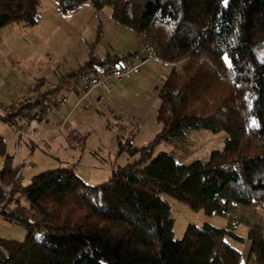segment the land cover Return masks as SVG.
I'll list each match as a JSON object with an SVG mask.
<instances>
[{"label":"trees","instance_id":"16d2710c","mask_svg":"<svg viewBox=\"0 0 264 264\" xmlns=\"http://www.w3.org/2000/svg\"><path fill=\"white\" fill-rule=\"evenodd\" d=\"M68 13L90 3L143 36L162 62L173 65L158 90L160 131L148 145L128 143L135 163L118 167L99 185L85 184L71 168L44 171L12 191L0 217L23 227L24 242L0 240V264H241L225 228L189 225L173 237L167 194L206 215L221 201L257 204L264 216V0H54ZM39 0H0V28L34 27ZM137 53L92 59L62 76L41 100H22L0 119L28 123L44 113L42 101L63 89L78 90L79 76L122 66ZM191 130L224 132L221 150L207 161L178 163L159 155L143 165L160 142ZM122 147V144H120ZM0 203L14 180L13 156L0 135ZM246 264H264V240L250 242Z\"/></svg>","mask_w":264,"mask_h":264},{"label":"rangeland","instance_id":"374dc122","mask_svg":"<svg viewBox=\"0 0 264 264\" xmlns=\"http://www.w3.org/2000/svg\"><path fill=\"white\" fill-rule=\"evenodd\" d=\"M38 12L39 21L34 27L9 24L0 28V115L5 113L3 108L20 100H41L62 76L93 58L123 55L120 51L127 42L121 40V30L132 36L137 34L113 21L109 8L96 11L90 3L63 13L54 0H39ZM129 44L134 48L133 43ZM256 55L264 57V47ZM106 84L110 83L103 85ZM140 95L127 101L114 96L111 101H104L105 104L89 107L84 103L80 114L64 115L52 104L47 116L49 123L39 122L33 138H20L19 147L16 129L22 128L25 121L16 118V123L11 125L0 119V135L6 142L7 153L14 157L15 167L24 162L29 164L21 172L22 185H29L34 176L44 171L60 168L73 169L87 185H99L118 167L138 161L139 154H130L128 143L132 147H144L160 131L156 120L158 91L149 88ZM57 96H66L71 102L73 91L62 90ZM226 138L224 132L191 130L179 141L156 144L143 165L163 154L180 164L207 161L212 151L223 148ZM2 166L0 157V170ZM161 198L170 206L174 239H181L189 225L209 224L228 229L243 238L242 242L226 239L239 251L241 264L247 262L250 242L264 240V216L257 204L247 207L221 201L218 211L206 215L170 195L162 194ZM26 237L23 227L0 217V240L22 243Z\"/></svg>","mask_w":264,"mask_h":264},{"label":"built area","instance_id":"2783aa9c","mask_svg":"<svg viewBox=\"0 0 264 264\" xmlns=\"http://www.w3.org/2000/svg\"><path fill=\"white\" fill-rule=\"evenodd\" d=\"M143 46L144 47L142 53L138 54L136 57L132 59L125 60L122 66L110 68L104 71L99 76L90 73H82L78 79L79 85L76 94V101L70 113L71 114L74 112L81 113L83 111L81 105L84 104L90 92L99 88L104 83L121 80L124 77L128 76L130 73L139 72L146 64V62L149 60H159L154 55L151 46L147 42H144ZM57 94L51 95L48 98H44V100L42 101V107L44 109V113H37L36 111L33 112L32 113L33 118L28 123L24 124L22 128L16 129L17 140L20 138H26L28 140H31L36 131V127L39 125V122L43 120L45 121L47 120V116L50 112V108L52 107V104L58 106L59 103L66 102V99L64 97L59 98ZM23 100H29L33 102L35 98H26ZM3 110L5 111L6 109L3 108ZM10 124L12 125V123ZM28 165L29 164L26 162H24L19 167H15L14 164H12V169L16 170V175L14 180L2 193L3 201L0 203V210L6 204L12 191H20L23 188L22 181L20 180L21 172Z\"/></svg>","mask_w":264,"mask_h":264},{"label":"crops","instance_id":"0c3cea01","mask_svg":"<svg viewBox=\"0 0 264 264\" xmlns=\"http://www.w3.org/2000/svg\"><path fill=\"white\" fill-rule=\"evenodd\" d=\"M121 35V40H125L127 42V45L121 49V54L124 55L125 53L129 52L140 54L145 42L143 36L139 34H136V36H132V34H129L124 30H121ZM129 43H133L134 48H132ZM172 69L173 65H170L168 63L159 60H149L139 72L130 73L128 76L124 77L121 80L109 82L110 84L101 85L99 88L93 90L92 92H90L84 103L88 107L91 104L96 103L105 104L104 101L109 102L114 98V96L118 97V99H120L121 101H127L128 99L138 97L144 90L147 91L149 88H154L158 91L163 86ZM63 91L71 92L73 90L63 89ZM76 94L77 91H73V98L71 102L67 100V97L65 96L64 98L66 99V102L59 103L56 107L57 110H60V113L62 112L64 113V115L67 113L70 115V112L74 105ZM59 121L60 120H58V122ZM46 122L49 123V120H46ZM19 140L20 139L16 141L18 147ZM13 164L14 166L16 165L14 161Z\"/></svg>","mask_w":264,"mask_h":264}]
</instances>
